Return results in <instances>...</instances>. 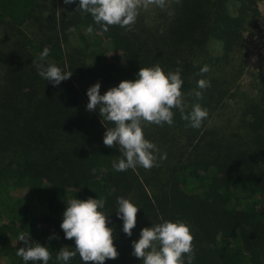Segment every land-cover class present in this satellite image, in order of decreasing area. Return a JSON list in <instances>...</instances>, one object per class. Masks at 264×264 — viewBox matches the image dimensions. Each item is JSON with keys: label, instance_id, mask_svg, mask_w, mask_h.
<instances>
[{"label": "trees", "instance_id": "obj_1", "mask_svg": "<svg viewBox=\"0 0 264 264\" xmlns=\"http://www.w3.org/2000/svg\"><path fill=\"white\" fill-rule=\"evenodd\" d=\"M233 2L238 3L236 14L231 12ZM52 4L51 0H0V29L33 28L25 40L9 34L0 84V190L7 191L9 214L18 212L28 218L26 225L13 219L11 228L0 223L9 263L25 264L11 241L25 232L33 242L49 248V264H62L56 260L57 252L65 246L74 251L75 241L65 239L60 227L63 216L53 213L73 198L91 197L105 199L101 211L108 215L119 253L104 264H127L125 251L130 248L118 232L123 221L116 213L122 196L139 207L137 219L143 227L164 220L190 226L193 264H264L260 105L256 99L246 104L232 131L210 127L215 106L230 93L223 83L230 79L229 59L243 43L246 25L260 28L259 0H175L165 19L147 29L137 21L131 31L109 26L107 32L95 25L90 14L76 11L79 0L72 4L63 0L59 12L49 8ZM89 25L94 28L91 34ZM72 30L84 33L83 47H72ZM213 40L222 43L221 55H214ZM45 47L50 50L46 65L73 73L58 86L31 66ZM90 57L102 62V88L134 81L141 67L159 64L165 73L180 67L185 112L199 103L208 117L200 128H193L174 109L173 125L144 124L145 138L159 149L157 166L116 171L113 163L122 158L119 146L104 145L107 129L98 110H86L87 89L93 80H87L92 75L86 63ZM204 66L210 70L201 74ZM200 79L211 86L199 89ZM193 90L201 91L203 98L190 95ZM129 239L133 241L132 236ZM68 264L84 262L77 254ZM137 264L143 261L137 258Z\"/></svg>", "mask_w": 264, "mask_h": 264}, {"label": "clouds", "instance_id": "obj_2", "mask_svg": "<svg viewBox=\"0 0 264 264\" xmlns=\"http://www.w3.org/2000/svg\"><path fill=\"white\" fill-rule=\"evenodd\" d=\"M76 0H64L65 4L75 3ZM168 0H79L76 11L90 14L95 25L103 32L109 26H120L128 31L133 29L140 14V10L150 7L165 9ZM92 25L87 27L89 34L93 33ZM50 50L45 47L43 52L33 60L31 66L37 68L38 74L53 86L71 78L73 73L64 72L55 64H45L44 61ZM178 64L181 62L178 61ZM208 66L201 68V74L207 73ZM180 67L175 71L165 73L156 64L152 67H141L137 79L125 80L117 87H112L103 95L100 93L101 84L97 82L87 90L89 102L86 110L97 111L106 127L103 143L110 148L119 146L122 158L113 163L116 171L123 172L141 166L146 170L157 166V146L147 140L144 135V124L169 126L174 123V109L181 113V118L189 121V126L200 128L208 117V111L197 103L192 105L189 113L185 97L182 93L183 80ZM211 82L200 79L199 89H206ZM190 95L197 99L203 98L201 91L193 90ZM105 121L113 126L108 127ZM166 158L165 156L161 159ZM96 169H93L95 172ZM117 216L123 221V232L129 237L137 226L139 207L124 197H118ZM105 207V199L87 200L73 198L66 202L63 222L60 227L65 233V239L75 241L74 251L67 246L62 247L56 255V260L62 264L74 258L77 254L84 264H104L106 260H115L119 253L114 244V229L108 227L109 220L101 209ZM51 236L49 239H55ZM18 239L24 246L20 247L16 255L27 262H43L49 264L51 253L49 248L39 242H33L29 233L21 232ZM194 237L190 226L182 221L164 220L152 227H145L140 232L138 241L132 242L133 255L143 261V264H193L195 252Z\"/></svg>", "mask_w": 264, "mask_h": 264}, {"label": "rangeland", "instance_id": "obj_3", "mask_svg": "<svg viewBox=\"0 0 264 264\" xmlns=\"http://www.w3.org/2000/svg\"><path fill=\"white\" fill-rule=\"evenodd\" d=\"M51 2L53 4L50 5L49 8L52 11L55 10L59 12L63 0H51ZM174 2L175 0H168L167 7L163 10L154 6L150 7L148 10L141 9L140 14L137 17V21L142 22V25L139 26H143L147 29V25L152 26L151 24H155L157 20H164V16L170 13ZM230 6L231 12L236 14L238 3L233 2L230 4ZM259 7L261 11V16L259 18L260 28L255 29L250 24L246 25L244 41L234 56L229 59V62L231 63L230 71H228L230 79L226 83H223L230 93L224 96V101H222V104L215 106L216 110L211 116L210 127H224L227 130L229 129V131H232L237 127V123L242 117V112L244 110L243 107H245L246 104H250L255 99L257 104L260 105V109H258L261 113L259 115L262 117L264 123V97L262 94V92H264V0H259ZM21 31H23V34ZM21 31L9 30L8 32L6 29H0V84L2 83L1 80L4 72L3 69L6 65L5 56L9 52L7 45L10 37L9 34L20 36L21 39L25 40L24 35L29 34V36H31L33 28L28 26ZM70 40L73 44L72 47H83L85 35L79 30H72L70 31ZM211 48L214 55L222 54V43L220 41L213 40L211 42ZM86 63L90 65L92 69V75L87 78L88 81L93 79L90 81V87L99 82L101 84V95H103L110 88L114 87L113 85H110L102 88L103 82L99 79V75L104 74V71L102 70V62L99 60V58L90 57L88 60H86ZM254 111H257V109ZM262 128H264V125ZM65 210L66 204L55 211L53 215L55 217H62ZM17 213L18 212H15L13 215L9 214V200L7 191L0 190V223L10 227L12 225L11 223H14V219L17 220L21 225H26L28 218ZM113 223L117 226L115 221ZM16 226L19 227V224ZM120 228L121 230L118 232L121 233L122 237L125 239L127 238L128 240L127 242L124 241L125 247L130 248V252L125 251L127 260L126 262L127 264H137V257L133 255L132 242L139 240L140 232L145 227L141 225L140 219H137V226L133 229L132 233L133 241H130L129 236L123 232V224ZM18 237L19 236L12 237L11 241L14 245L20 248L23 247L24 244L18 239ZM6 249L7 243L5 242L4 237L0 234V264H10L6 256Z\"/></svg>", "mask_w": 264, "mask_h": 264}]
</instances>
